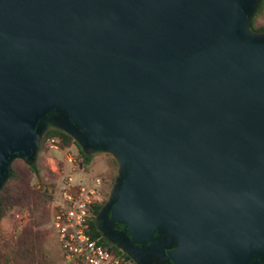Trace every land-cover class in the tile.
<instances>
[{
	"label": "water",
	"instance_id": "1",
	"mask_svg": "<svg viewBox=\"0 0 264 264\" xmlns=\"http://www.w3.org/2000/svg\"><path fill=\"white\" fill-rule=\"evenodd\" d=\"M258 4L0 0V189L56 128L117 161L106 205L134 243L174 242L173 264L264 258Z\"/></svg>",
	"mask_w": 264,
	"mask_h": 264
},
{
	"label": "trees",
	"instance_id": "2",
	"mask_svg": "<svg viewBox=\"0 0 264 264\" xmlns=\"http://www.w3.org/2000/svg\"><path fill=\"white\" fill-rule=\"evenodd\" d=\"M263 8L264 0H259V4L250 19V28L257 33H264V23L258 22L256 17ZM261 40L264 42V36ZM52 113L54 112L52 111L49 114ZM50 136H56L58 144L62 148H67L72 144L77 147V159L81 168L89 170L92 164L94 149L85 152L72 136L56 128H49L44 132L33 160L17 158L11 163L8 178L0 189V264H53L47 252L46 239L41 227L49 218V204L52 199L51 186L55 182L54 172L44 166V169L52 177V180L46 182L42 175L44 169L40 166L38 160V152L47 153L48 147L45 141ZM114 164L118 165L115 159ZM116 173L107 172L104 177L101 176L104 181L101 188L103 196L93 205V219L108 201ZM34 177L37 178V184L32 183ZM13 209L23 214L28 211L29 216L25 225L15 237L6 238L2 234L1 221ZM93 219L91 222L96 229ZM95 235L99 236L100 242L112 252L126 253L120 250L118 246L111 245L102 239L98 230L95 231Z\"/></svg>",
	"mask_w": 264,
	"mask_h": 264
},
{
	"label": "built area",
	"instance_id": "3",
	"mask_svg": "<svg viewBox=\"0 0 264 264\" xmlns=\"http://www.w3.org/2000/svg\"><path fill=\"white\" fill-rule=\"evenodd\" d=\"M61 154V168L51 186L50 225L64 264H137L129 254L114 253L100 242L92 225L93 205L102 198L103 178L80 167L77 153L62 148L56 136L46 139ZM27 214L16 213L24 221ZM122 250V249H120ZM123 251V250H122Z\"/></svg>",
	"mask_w": 264,
	"mask_h": 264
},
{
	"label": "rangeland",
	"instance_id": "4",
	"mask_svg": "<svg viewBox=\"0 0 264 264\" xmlns=\"http://www.w3.org/2000/svg\"><path fill=\"white\" fill-rule=\"evenodd\" d=\"M256 17L258 19V22L264 23V8L261 12L257 14ZM45 143L48 147L47 153L43 154L42 152H38V157H39L38 160L40 162V166L43 169H44V166H47L51 171L54 172V179H56L57 173L52 168H54L55 166L57 168H61L62 164L60 160L62 156L61 154H59V152L56 149L50 148L47 141H45ZM69 147L71 148V151L78 153V149L74 144H72ZM89 169H91L89 170L90 172L92 171L91 173L104 177L107 172H113V173L117 172L118 165L114 164V158L111 154L103 152L99 154H94L92 164L90 165ZM42 175L46 182H49L50 180H52V177L50 176L49 173H47L45 169L42 171ZM32 183L37 184L36 177L32 179ZM16 212L18 211L14 209L10 210L8 214L5 216V218H3V220L1 221L2 234L6 238H9L11 236L15 237L21 231L23 225H25V223L27 222V219L29 216L28 211H25L24 213V214L28 213L26 215L27 219H25L24 221L17 220L15 216ZM50 219H51V212H50V204H49V218H48V221L41 227V230L45 236L47 252L50 258L52 259L53 264H64L58 252L56 237L50 225Z\"/></svg>",
	"mask_w": 264,
	"mask_h": 264
},
{
	"label": "flooded vegetation",
	"instance_id": "5",
	"mask_svg": "<svg viewBox=\"0 0 264 264\" xmlns=\"http://www.w3.org/2000/svg\"><path fill=\"white\" fill-rule=\"evenodd\" d=\"M106 203L93 219L102 239L118 247L119 245H125L136 254L138 261H135L137 264H173L170 259L165 258L164 252L174 248V242L165 248H161L158 245L151 246L150 242L134 243L130 239L129 232L124 224L111 220V205H106ZM163 234L164 232H156L154 236L160 239ZM162 243V240H160V244ZM254 259L249 264H264V258L258 257L257 261H254Z\"/></svg>",
	"mask_w": 264,
	"mask_h": 264
},
{
	"label": "crops",
	"instance_id": "6",
	"mask_svg": "<svg viewBox=\"0 0 264 264\" xmlns=\"http://www.w3.org/2000/svg\"><path fill=\"white\" fill-rule=\"evenodd\" d=\"M89 170H91V169H89ZM88 170V171H89ZM92 172V171H91ZM94 174V173H93ZM56 242H57V240H56ZM57 248H58V252H59V247H58V243H57ZM59 255H60V252H59Z\"/></svg>",
	"mask_w": 264,
	"mask_h": 264
}]
</instances>
